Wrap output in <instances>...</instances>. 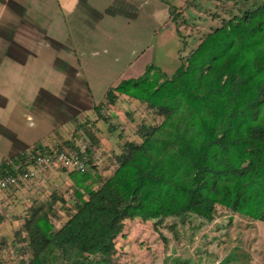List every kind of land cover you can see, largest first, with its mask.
Masks as SVG:
<instances>
[{
	"label": "trees",
	"instance_id": "obj_1",
	"mask_svg": "<svg viewBox=\"0 0 264 264\" xmlns=\"http://www.w3.org/2000/svg\"><path fill=\"white\" fill-rule=\"evenodd\" d=\"M230 1L235 4L221 3L227 16L213 14L221 24L202 37L174 73L152 65L143 76L110 88L107 101L96 106L104 117L102 110L125 96L162 117L142 122L123 142L116 155L117 178L102 172L95 159L102 138L95 123L80 124V139L19 157L20 166L36 167L41 152L87 144L84 170L57 168L68 175L71 195L54 191L16 218L21 228L13 246L19 264H123L111 254L148 182L185 189L209 217L233 211L264 223V0ZM181 15L182 8L171 6L173 22ZM59 209L67 212L61 222ZM4 245L0 242V264H12Z\"/></svg>",
	"mask_w": 264,
	"mask_h": 264
},
{
	"label": "crops",
	"instance_id": "obj_2",
	"mask_svg": "<svg viewBox=\"0 0 264 264\" xmlns=\"http://www.w3.org/2000/svg\"><path fill=\"white\" fill-rule=\"evenodd\" d=\"M173 4L0 0V173L14 170L19 157L35 148H55L72 138L84 122L95 123L102 137L98 120L103 117L96 106L121 81L159 67L158 51L174 28ZM55 170L40 169L37 178ZM7 194L0 193V209L13 203ZM245 222L254 228L242 264H264V223Z\"/></svg>",
	"mask_w": 264,
	"mask_h": 264
},
{
	"label": "rangeland",
	"instance_id": "obj_3",
	"mask_svg": "<svg viewBox=\"0 0 264 264\" xmlns=\"http://www.w3.org/2000/svg\"><path fill=\"white\" fill-rule=\"evenodd\" d=\"M173 1V6L182 8V15L177 22L171 23L174 28L166 33L162 49L158 51L159 67L169 75L207 32L221 24L219 19H213L217 11L225 15L221 3L235 4L230 0H196L195 5L187 4L186 0ZM102 114L105 118L98 120V127L103 138L95 150V159L102 172L117 178L116 155L120 154L123 142L137 134L142 122H160L162 117L127 97L120 98L119 105L114 108L103 109ZM92 115L97 117L95 113ZM81 132V127L73 132L74 139H80ZM68 183L66 172L57 169L14 190H0V193L8 192V198L13 200L12 204L0 209L5 215V219H0V242H4L5 254H10L12 264H19L13 246L16 231L21 228L16 218L22 219L30 205L45 202L54 191L68 198L71 195L67 191ZM139 194L135 212L125 222L113 248V260L123 264H242L245 255L249 256L252 242L249 234L254 225L248 226L245 221L253 219L233 211L209 217L203 212V206L190 201L185 189L168 183H144ZM60 204L57 203L58 208ZM57 218L59 222L64 221L67 212L59 209Z\"/></svg>",
	"mask_w": 264,
	"mask_h": 264
},
{
	"label": "built area",
	"instance_id": "obj_4",
	"mask_svg": "<svg viewBox=\"0 0 264 264\" xmlns=\"http://www.w3.org/2000/svg\"><path fill=\"white\" fill-rule=\"evenodd\" d=\"M87 144L80 141L76 148L56 149L52 152H41L35 158L36 167L17 165L14 170L0 173V190L15 188L34 179L40 169L68 168L84 170L87 167Z\"/></svg>",
	"mask_w": 264,
	"mask_h": 264
}]
</instances>
